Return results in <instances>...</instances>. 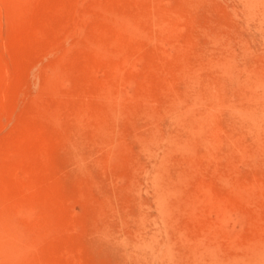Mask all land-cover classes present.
Listing matches in <instances>:
<instances>
[{
    "label": "rangeland",
    "instance_id": "374dc122",
    "mask_svg": "<svg viewBox=\"0 0 264 264\" xmlns=\"http://www.w3.org/2000/svg\"><path fill=\"white\" fill-rule=\"evenodd\" d=\"M0 264H264V0H0Z\"/></svg>",
    "mask_w": 264,
    "mask_h": 264
}]
</instances>
